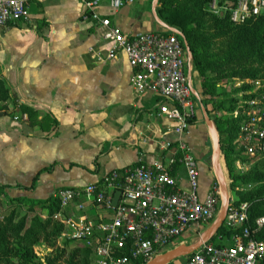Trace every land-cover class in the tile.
I'll return each instance as SVG.
<instances>
[{"label": "crops", "instance_id": "1", "mask_svg": "<svg viewBox=\"0 0 264 264\" xmlns=\"http://www.w3.org/2000/svg\"><path fill=\"white\" fill-rule=\"evenodd\" d=\"M85 10L82 0H34L31 24L11 26L0 35L1 77L11 90L12 104L30 107L57 124L56 129L30 127L27 116L17 121L6 112L0 116V185L9 187L6 193L11 197L49 199L62 189L83 188L114 170L153 165L173 153L176 138L169 131L171 124L159 117L156 99L132 90L126 56L108 61L111 44ZM97 11L125 34L162 33L158 0H136L115 13L109 1L102 0ZM206 110L210 111L209 106ZM211 141V128L198 110L186 142L197 163L202 162L200 200L221 184L220 156ZM45 168L51 171L32 185ZM174 175L180 188L188 190L185 171L177 168ZM31 186L30 191L22 189ZM85 204L83 213L74 207L68 214L93 222L107 219L105 213ZM191 236L186 233L161 255L193 245L198 238ZM59 242L70 245L71 251L83 247ZM187 260L188 256L170 264Z\"/></svg>", "mask_w": 264, "mask_h": 264}, {"label": "built area", "instance_id": "2", "mask_svg": "<svg viewBox=\"0 0 264 264\" xmlns=\"http://www.w3.org/2000/svg\"><path fill=\"white\" fill-rule=\"evenodd\" d=\"M33 1L0 0V35L11 26L31 24ZM82 1L86 16L100 25L103 39L111 44L108 61L126 56L132 90L156 99L158 115L171 124L169 131L175 135L176 146L162 162L141 164L122 175L114 170L98 183L60 190L56 195L60 211L53 219L63 226L60 240L91 251V264H147L188 232L202 239L212 227L221 203L218 184L200 200L198 163L186 142L198 112L189 86L188 54L179 37L160 32L125 34L98 13L102 0ZM108 1L114 13L136 2ZM208 11L219 17L227 15L233 24L241 25L264 15V0H212ZM250 84L252 89L239 95L233 116L243 118L235 144L254 158L264 155V82ZM177 168L185 171L188 190L180 188L174 175ZM116 192L121 196L114 207ZM86 202L97 212L105 213L107 219L93 222L68 214L74 207L83 213ZM248 208L246 203H230L223 226L236 234L228 239V244H203L186 264H264V241L259 240L264 215L251 223ZM45 247L36 251L42 260Z\"/></svg>", "mask_w": 264, "mask_h": 264}, {"label": "trees", "instance_id": "3", "mask_svg": "<svg viewBox=\"0 0 264 264\" xmlns=\"http://www.w3.org/2000/svg\"><path fill=\"white\" fill-rule=\"evenodd\" d=\"M211 1L160 0V8L157 13L164 24L184 35L194 58V76L200 79L199 88H196V91L206 108L210 103L213 105L212 110L208 113H223V115L214 117L213 124L219 135L229 169L230 189L234 190L240 199L235 203L236 205L248 204L249 221L254 223L264 215V173L254 168L248 174L236 176L230 169L232 157L247 156L244 150L238 149V152L235 150V141L243 118H235L233 113L236 111L240 99L238 96L235 102L232 100L233 105L230 108H226L225 101L214 104V100L222 95L218 85L223 79L257 78L259 70L256 68V64L264 63V15L244 24L235 25L227 15L219 17L206 12ZM237 1L239 0H221L220 2L235 3ZM218 41L228 44L225 51H212V46ZM246 89L248 88L245 87L244 90ZM208 98L212 99L211 102ZM8 103L12 105L11 111L9 112L8 109H3L0 106V112L5 111L6 114L12 116L18 109L21 120L27 116L26 123L28 126H41L48 129L54 127L56 129V122L48 115L42 116L30 107L24 105L18 107L16 104H12L11 90L2 79L0 68V105ZM41 116L43 119L39 120ZM16 119L18 120L17 117ZM175 146L176 144L173 145V147ZM138 165L141 164L116 171L122 175L125 170ZM50 171V169L45 168L38 172L32 185L39 179L40 175ZM251 185L256 187L247 192L241 191L242 187ZM8 188V186L0 185V192H6ZM17 188L21 190L19 186ZM22 189L30 191L32 186ZM12 201L16 205L29 207L31 211H34L33 208L36 206L45 205L46 219L41 216L44 214L37 213L29 221L28 218H20L18 212L14 211L7 219L0 222V264L92 263L91 251L84 247L73 249V253L69 256L64 250L57 248L63 233V226L53 220V217L60 211V204L56 195L45 201L24 197H13ZM235 234L236 232L229 231L223 226L215 238L220 236L230 239ZM259 240L264 241V229L259 235ZM40 243L52 250L44 262L34 252V247ZM55 248L56 250L53 252ZM51 256L53 258H49Z\"/></svg>", "mask_w": 264, "mask_h": 264}, {"label": "rangeland", "instance_id": "4", "mask_svg": "<svg viewBox=\"0 0 264 264\" xmlns=\"http://www.w3.org/2000/svg\"><path fill=\"white\" fill-rule=\"evenodd\" d=\"M218 1L220 2L221 0H218ZM159 8H160V6H158V9ZM206 12L209 13L208 7H207V11ZM211 15H213V14H211ZM227 47H228L227 43L222 42V41H218V42L215 43L214 46H212V51L213 52H223V51L226 50ZM256 68L259 70V73H258V76H257L256 79H238V78L223 79V81L218 85V88L222 92V95L217 97V98H215V100H214L215 103L214 104H219L220 101H225L226 108H230L233 105V103H231L232 100L235 102V100L238 98V96L241 93L247 92V91L252 89V84H250V82H256V81H260L261 83L264 82V63L263 64H256ZM194 71H195V69H194ZM199 80L200 79L198 77H196V80H194L196 82V88H199ZM245 87L248 88V89L244 90ZM241 90H244V91H241ZM208 100H210V102H211L212 99L208 98ZM0 106L3 109H6V110L8 109L9 112L12 109V105L9 104V103L8 104H2ZM212 106L213 105L210 103L209 104V110L210 111L212 110ZM2 112H5V111H2ZM19 112L20 111L17 109L16 113L13 114L12 116L13 117H17V118L20 119L21 118V114ZM217 115L218 116L219 115H223V113H219L218 114V113L211 112L212 119H214V117H216ZM225 116H227V115H225ZM196 129H198V127H196ZM211 144H212V146L215 149H217L213 133H212ZM235 150H236V152H238L237 145L235 146ZM221 151L222 152H221V154H219L220 157H219L218 163H217L218 170H219L220 176L222 178V181L224 182V187L226 188L225 190L227 192V195L230 197V200H231L230 202L231 203H233V202L236 203L240 199L236 195L235 191L230 189L229 169H228L226 161H225V155H224V152L222 150V146H221ZM201 166H202V162L200 161V162H198V168H199L200 171H201V168H202ZM254 168H256L258 171L264 173V155L263 156H257V157H254V158H251V157H248V156H244V155L242 157H235L234 156V157H232L230 159V169L233 170V173L236 176H239V175L243 176L245 174H248V172L252 171ZM255 187H256L255 185L245 186V187L241 188V191L242 192H247V191L253 190ZM55 195H57V193ZM12 198L13 197H11L9 193L0 192V222H3L5 219H7L14 211L18 212L20 218H28L29 221L37 213L44 214V215H41V216H42L43 219H46L45 211H44L45 205L36 206V207L33 208L34 211H31L29 207H26L24 205H16L15 203H13ZM45 200H47V198L45 199V197H44L41 201H45ZM225 206H226L225 201L220 203V207H219V211L220 212H218V215L216 217L215 223L219 220L220 215H221L222 211L224 210ZM42 211H43V213H42ZM215 237L212 240V244L213 245L228 244V239L220 237V236L217 237V238H215ZM191 238L194 239V240H197L198 237H197V235H193V236H191ZM219 238H221L222 240H219ZM192 242H194V241H192ZM42 245H44V244L40 243V244H38L37 246L34 247L35 255L38 253V252H36V251H38V248L41 247ZM184 245H185V247H189L190 246L189 244H184ZM57 248H60L61 250H64L68 256L73 253L71 251L70 245L68 246V244L65 243V242H59L57 244ZM55 250H56V248L54 249L53 252H55ZM49 251L52 252L51 249H49ZM50 252H48V247L46 248V250H43L44 258L47 257L48 253H50ZM53 256H51L49 258H53ZM42 262H44V260H42Z\"/></svg>", "mask_w": 264, "mask_h": 264}, {"label": "water", "instance_id": "5", "mask_svg": "<svg viewBox=\"0 0 264 264\" xmlns=\"http://www.w3.org/2000/svg\"><path fill=\"white\" fill-rule=\"evenodd\" d=\"M159 2H160V0H158V6H160ZM160 25L162 26V30H161L162 33L169 34V35H175L183 41L184 47H185L187 54H188L189 86H190L192 94L194 96L195 105H196L197 110H200L202 112L204 118L206 119V121L208 122V124L211 128V131L213 133L215 143L217 146V155L219 156V154H221V152H222L221 151V141H220L219 135L215 129L213 122L210 120V117H209L207 110L204 107V105L200 99V96L198 95V93L194 89V83H193V81H194V58H193L192 52L190 50V47H189L184 35L181 32H179L178 30H176L174 28H170L166 24H162L161 22H160ZM2 115H4V113L0 112V116H2ZM217 174H218V180H219V182H221V184H220L221 203L224 201L226 203V206H225L224 210L222 211L219 220L212 226V228L210 230H208L204 234L202 239H198L193 245H191L189 247H179V248H177V249H175L169 253L157 256L156 258H154L152 261H150L147 264H170L174 260L187 257V256L193 254L194 252H196L199 248H201L203 244L211 242L214 239V237L218 234V232L220 231L221 227H223V224L225 222L231 200H230V197L227 195V192L225 190L224 185L222 184V178L220 176V173L217 172ZM120 196H121V193L116 192L114 200H113V206L114 207H116L118 205Z\"/></svg>", "mask_w": 264, "mask_h": 264}]
</instances>
